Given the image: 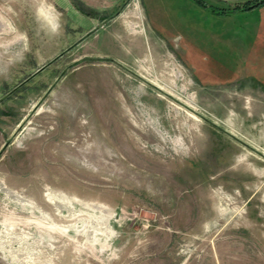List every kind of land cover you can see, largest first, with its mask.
<instances>
[{
	"label": "rangeland",
	"instance_id": "rangeland-1",
	"mask_svg": "<svg viewBox=\"0 0 264 264\" xmlns=\"http://www.w3.org/2000/svg\"><path fill=\"white\" fill-rule=\"evenodd\" d=\"M196 1L0 0V264H264V3Z\"/></svg>",
	"mask_w": 264,
	"mask_h": 264
},
{
	"label": "trees",
	"instance_id": "trees-1",
	"mask_svg": "<svg viewBox=\"0 0 264 264\" xmlns=\"http://www.w3.org/2000/svg\"><path fill=\"white\" fill-rule=\"evenodd\" d=\"M196 2H199L200 6L202 8H207L211 13L213 14H229L233 12H243V11H248L254 7L259 6L260 4L264 3V0H251L246 3L242 4H236L224 8H213L210 6H206L202 1L198 0Z\"/></svg>",
	"mask_w": 264,
	"mask_h": 264
},
{
	"label": "crops",
	"instance_id": "crops-1",
	"mask_svg": "<svg viewBox=\"0 0 264 264\" xmlns=\"http://www.w3.org/2000/svg\"><path fill=\"white\" fill-rule=\"evenodd\" d=\"M248 1H251V0H209L208 2L214 5H221V8H224V7H228V6H232L236 4L246 3Z\"/></svg>",
	"mask_w": 264,
	"mask_h": 264
}]
</instances>
